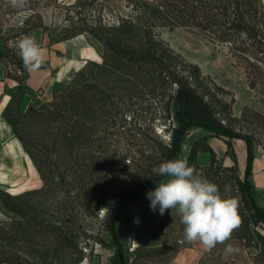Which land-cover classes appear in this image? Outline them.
<instances>
[{
  "label": "rangeland",
  "instance_id": "rangeland-1",
  "mask_svg": "<svg viewBox=\"0 0 264 264\" xmlns=\"http://www.w3.org/2000/svg\"><path fill=\"white\" fill-rule=\"evenodd\" d=\"M149 1L27 0L23 6H13L11 0H0V80L6 82L10 97L6 113L31 140L32 154L25 150L35 164L33 173L19 174L23 185L0 183V207L6 214L0 220H10L11 216L21 219L7 211L2 201H9L10 194L30 190L24 206L38 225L27 241L0 240V250L15 259L27 264H121L119 245L110 232V209L122 191L156 176L153 169L169 160L166 147L171 143L179 109L177 101L170 98L173 83L169 77L162 81L157 72L145 70L143 63L119 55L113 66L103 65L104 53L110 58L105 44L110 43L113 33L121 32L112 30L113 25L124 26L129 19L138 25L147 20L157 24ZM154 29L201 68V74L190 68L188 78L213 104L221 121L251 135L255 147L264 149V65L253 57L255 54L233 55L228 44L182 26ZM78 33L98 50L100 58L95 62L99 65L89 63L83 72H71L53 85L50 95L31 89L26 84V71L20 68L23 61L15 47L18 39L28 35L40 44L45 36L56 41ZM228 55L234 57V65L246 69L249 84L250 71L261 109L251 107L244 112L243 108L241 114L234 113V93L225 84L230 75ZM179 61L176 58L171 68L180 69ZM212 67L216 77L208 72ZM243 96L253 102L246 92ZM42 104L46 106L41 120L44 125L30 111V107ZM189 149L190 139L182 147L181 158L215 183L223 197L240 201L242 222L231 237L255 253L257 264H264V242L248 225L252 209L244 200L237 168L227 169L217 162L201 166L189 161ZM21 166L26 170L23 162ZM147 193L128 201L119 212L118 238L128 264H171L176 252L192 242L185 240L177 212L169 210L160 215L158 208L153 212ZM223 245L217 244L200 264H231L221 257Z\"/></svg>",
  "mask_w": 264,
  "mask_h": 264
},
{
  "label": "trees",
  "instance_id": "trees-1",
  "mask_svg": "<svg viewBox=\"0 0 264 264\" xmlns=\"http://www.w3.org/2000/svg\"><path fill=\"white\" fill-rule=\"evenodd\" d=\"M149 8L156 13L157 24L147 20L142 25H138L133 20H125L124 26L113 25L112 30L121 31L113 33L110 37V43L106 47L110 50V58L104 53L103 65L113 66V61L117 56L128 59L130 62L139 61L143 63L145 70L157 72L162 81L169 77L173 88L170 98L176 100L179 109L176 112V125L172 131V140L167 150L169 160L181 158L183 143L191 127L201 126L210 129L214 135L223 138H242L248 143V164L245 179L239 176L244 192V200L250 205L252 212L249 213L248 225L252 227V232L258 239L264 242V234L258 230V225L264 222V207L257 204L254 187L249 180L255 158L254 139L251 135L235 131L229 125L223 123L217 115L213 104L205 98L189 80L190 68H195L201 74V68L177 52L168 41L161 37V33L155 31V26L170 27L182 26L194 32L208 37L212 41L228 44L233 55L253 56L264 65V6L261 0H150ZM126 33L122 37V33ZM80 34V33H78ZM76 34V35H78ZM74 35V36H76ZM122 40H125L122 43ZM122 43V44H121ZM252 53V54H250ZM181 62L180 69L171 68L175 59ZM98 62L89 61L87 64ZM79 69L83 72L87 66ZM184 65V66H183ZM183 66V67H182ZM23 71H26L24 64L20 65ZM250 86L255 88V83L251 78L249 70ZM193 75H191L192 77ZM194 77V76H193ZM164 83V82H163ZM218 88H222L215 83ZM74 108V107H73ZM10 105L6 106L3 115L7 118L15 135L22 142L24 148L32 154V142L25 132H23L14 120L6 113ZM32 114L38 118L39 124L45 117L46 106L40 105L38 108L30 107ZM252 110L245 106L243 111ZM199 143H203L200 146ZM231 144V141H228ZM200 150L210 151L212 153V164L216 162V155L209 145L198 140L191 148L189 161L197 162V153ZM36 166L41 171V166L36 162ZM231 169L233 167H227ZM42 175L46 179L43 171ZM163 179L153 176L136 184L130 190H124L119 195L113 207L110 209V232L115 237L119 249L118 255L121 264H128L126 251L122 241L118 238L116 230V221L121 209L128 201L134 200L145 195L151 188H155ZM31 194L28 190L19 195H8L9 201H2L3 207L7 211L18 214L21 219L0 220V240H26L32 234L36 222L31 221L30 213L26 210V197ZM40 226H43L40 224ZM240 238V237H239ZM241 239V238H240ZM8 262L10 264H27L15 259L10 253L0 250V264Z\"/></svg>",
  "mask_w": 264,
  "mask_h": 264
},
{
  "label": "crops",
  "instance_id": "crops-1",
  "mask_svg": "<svg viewBox=\"0 0 264 264\" xmlns=\"http://www.w3.org/2000/svg\"><path fill=\"white\" fill-rule=\"evenodd\" d=\"M44 53V63L42 67L34 72L26 70V84L33 90H40L46 95H50L53 85L75 70L81 69L89 61H97L100 58L98 50L90 43L83 34H78L68 39L48 41V36L40 44ZM228 63L227 70L230 75L225 79L229 90L234 93V113L241 114L245 106L261 109L262 102L257 96V91L252 88L248 81L246 69L239 65H234L233 56H225ZM209 69L213 76L215 71ZM216 77V76H215ZM220 83L221 80L218 79ZM6 82L0 80V183L17 187L23 185L19 183V174L31 173L35 170V164L25 150L19 138L15 135L11 125L3 116V111L9 102L6 93ZM246 92L253 102L245 100L243 93ZM238 107V108H236ZM190 139V149L198 140L209 145L216 155V162L227 167H236L239 176L245 179L248 164V143L242 138H223L213 134L210 129L201 126L190 128L183 145ZM231 141V144L228 143ZM21 162L26 166L22 169ZM197 162L201 166H206L212 162L210 151L200 150L197 153ZM24 168V167H23ZM28 174V173H27ZM249 180L254 187V195L259 206L264 207V149L255 147V158ZM12 192V191H10ZM173 211H176L173 209ZM6 214L0 207V219ZM258 230L264 234V222L258 225ZM231 244L236 251L227 253L225 248ZM213 249V248H212ZM205 249L199 242H192L191 246L182 248L176 252L171 260V264H200L202 259L212 251ZM255 253L236 237H231L226 241L221 250V257L231 264H257L253 258Z\"/></svg>",
  "mask_w": 264,
  "mask_h": 264
},
{
  "label": "clouds",
  "instance_id": "clouds-1",
  "mask_svg": "<svg viewBox=\"0 0 264 264\" xmlns=\"http://www.w3.org/2000/svg\"><path fill=\"white\" fill-rule=\"evenodd\" d=\"M13 6H23L27 0H11ZM15 47L25 69L34 72L44 63V53L34 37L23 35ZM154 175L162 177L154 190L147 193L150 209L164 215L175 209L184 226V238L199 242L211 250L224 244L241 225L240 201L225 198L218 186L198 174L187 159L176 158L164 161L153 169ZM227 253L236 251L231 244Z\"/></svg>",
  "mask_w": 264,
  "mask_h": 264
}]
</instances>
